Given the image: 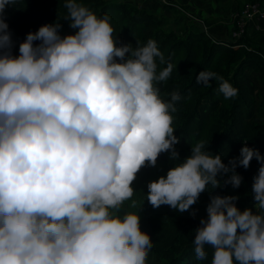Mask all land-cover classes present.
I'll return each instance as SVG.
<instances>
[{
	"label": "clouds",
	"instance_id": "clouds-1",
	"mask_svg": "<svg viewBox=\"0 0 264 264\" xmlns=\"http://www.w3.org/2000/svg\"><path fill=\"white\" fill-rule=\"evenodd\" d=\"M14 3L0 0V264H149L153 240L139 212L120 209L135 206L138 171L166 151L178 162L148 182L146 199L181 212L221 186L219 177L239 187L237 167L257 159L255 211L241 210L238 195L212 196L193 243L199 260L211 246L210 264H264V154L245 143L225 163L201 139L179 160L173 114L181 96L161 95L175 65L158 70V42L118 44L110 14L65 0L76 31L62 35L60 23H45L14 55L4 17ZM210 78L226 99L238 95L215 71L196 79L209 86Z\"/></svg>",
	"mask_w": 264,
	"mask_h": 264
},
{
	"label": "trees",
	"instance_id": "trees-1",
	"mask_svg": "<svg viewBox=\"0 0 264 264\" xmlns=\"http://www.w3.org/2000/svg\"><path fill=\"white\" fill-rule=\"evenodd\" d=\"M82 2L98 16L110 14L118 44L136 46L137 41L146 43L148 38H154L165 58L164 63L158 61V70L167 66L168 61L175 65L171 76L159 82V87L164 99H170L173 90L181 96L173 114L175 134L179 137L175 145L179 160L189 156L192 145L201 139L210 151L219 153L225 163L238 156L245 143L264 154V45L251 40L246 33L230 40L216 38L188 15L181 24L172 25L167 15L125 0ZM168 2L175 13L181 12L173 0ZM67 16L65 0H15L4 10L12 34V54H19V43L29 31H36L45 23H60L62 35L74 33L76 29L70 27ZM2 51L5 50L0 49ZM203 69L215 71L229 80L239 89L238 95L226 99L218 92L220 81L214 78H210L209 86L197 83V75ZM177 162L166 151L158 156L155 166H142L133 181L136 191L131 199L136 204L132 206L131 200L125 201L120 214L139 212L141 228L153 240L149 264H210L211 246H207V258L196 257L195 229L202 218H207V205L217 194L238 195L235 203L241 210L252 207L255 211L251 189L260 163L253 158L248 168L237 167L236 171L243 176L237 188L224 184L225 177H219L221 186H209L188 210L181 212L167 204L153 207L146 199L148 182L166 175Z\"/></svg>",
	"mask_w": 264,
	"mask_h": 264
},
{
	"label": "crops",
	"instance_id": "crops-1",
	"mask_svg": "<svg viewBox=\"0 0 264 264\" xmlns=\"http://www.w3.org/2000/svg\"><path fill=\"white\" fill-rule=\"evenodd\" d=\"M148 11L174 18L173 24H181L186 16L202 24L207 32L219 39H233L236 28V12L245 0H173L181 12L175 13L168 0H125ZM171 21V20H170ZM246 35L264 45V18L250 21Z\"/></svg>",
	"mask_w": 264,
	"mask_h": 264
},
{
	"label": "built area",
	"instance_id": "built-area-1",
	"mask_svg": "<svg viewBox=\"0 0 264 264\" xmlns=\"http://www.w3.org/2000/svg\"><path fill=\"white\" fill-rule=\"evenodd\" d=\"M235 16L237 25L233 32V37L239 38L246 33V28L250 21L264 18V0L244 1Z\"/></svg>",
	"mask_w": 264,
	"mask_h": 264
},
{
	"label": "rangeland",
	"instance_id": "rangeland-1",
	"mask_svg": "<svg viewBox=\"0 0 264 264\" xmlns=\"http://www.w3.org/2000/svg\"><path fill=\"white\" fill-rule=\"evenodd\" d=\"M170 20H171V21H170V22H171V24L173 25V22H174L173 20H174V18H171ZM172 21H173V22H172Z\"/></svg>",
	"mask_w": 264,
	"mask_h": 264
}]
</instances>
